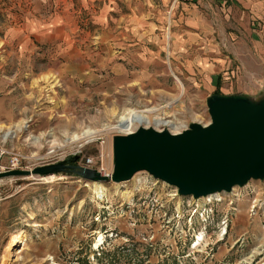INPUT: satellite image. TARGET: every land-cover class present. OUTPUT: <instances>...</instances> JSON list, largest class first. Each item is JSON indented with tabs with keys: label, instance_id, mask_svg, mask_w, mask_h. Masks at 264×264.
Here are the masks:
<instances>
[{
	"label": "rangeland",
	"instance_id": "obj_1",
	"mask_svg": "<svg viewBox=\"0 0 264 264\" xmlns=\"http://www.w3.org/2000/svg\"><path fill=\"white\" fill-rule=\"evenodd\" d=\"M242 14L230 0H0V171L77 156L110 174L114 135L170 130L136 113L207 123L216 75L234 85ZM204 197L146 171L3 177L0 264H264V179Z\"/></svg>",
	"mask_w": 264,
	"mask_h": 264
},
{
	"label": "water",
	"instance_id": "obj_2",
	"mask_svg": "<svg viewBox=\"0 0 264 264\" xmlns=\"http://www.w3.org/2000/svg\"><path fill=\"white\" fill-rule=\"evenodd\" d=\"M209 121L190 122L179 132L138 126L112 137L113 169L101 174L74 164L77 156L35 166L0 171L9 176L75 174L93 182H123L146 171L195 199L230 192L250 180L264 179V92L212 93L206 97Z\"/></svg>",
	"mask_w": 264,
	"mask_h": 264
},
{
	"label": "crops",
	"instance_id": "obj_3",
	"mask_svg": "<svg viewBox=\"0 0 264 264\" xmlns=\"http://www.w3.org/2000/svg\"><path fill=\"white\" fill-rule=\"evenodd\" d=\"M230 1L243 8L240 25L243 31L238 29V35H234L235 40L230 44V56L235 66L225 78L232 77L234 85L231 90L224 89L220 93H244L257 97L264 92V0ZM219 65L223 66L224 61Z\"/></svg>",
	"mask_w": 264,
	"mask_h": 264
},
{
	"label": "bare ground",
	"instance_id": "obj_4",
	"mask_svg": "<svg viewBox=\"0 0 264 264\" xmlns=\"http://www.w3.org/2000/svg\"><path fill=\"white\" fill-rule=\"evenodd\" d=\"M150 112V111H149ZM129 116V115H128ZM136 116H137V118L141 121V122H144V123H146V124H148L151 120H154L156 123L157 122H161L162 124H164V125H168L169 127H170V132H178V130H180V127H178L177 125H175L173 122H170V121H164V120H161V118L160 117H158V116H155V115H153V114H151V113H148V112H144V113H136ZM122 121H126V123L125 124H123V128H129L130 129V127H131V125H132V123H133V120H132V117H127L126 115H123L121 118H120V122H122ZM156 125V124H155ZM129 131H127V133H128ZM12 133V130H9V131H7L6 132V134L4 135V138H6L7 136H9L10 134ZM84 135H86V133L84 134ZM74 139H79L80 137L78 136V134H74L73 136H72ZM53 176H51V178H52ZM50 178V179H51ZM136 178V177H135ZM136 180V179H135ZM140 181V180H139ZM97 186H99V188L101 187V185H100V183H97ZM234 188V187H233ZM232 188V189H233ZM125 194H127V192H125ZM219 195V193H216V194H212V195H207L206 197H204L206 200H210V199H212V198H215L216 196H218ZM20 239V240H22L21 239V237H15L14 239ZM201 239H202V234L201 235H199V237H198V239H197V242H196V244H199V242L201 241ZM101 240V236H100V238H99V240L98 241H100Z\"/></svg>",
	"mask_w": 264,
	"mask_h": 264
},
{
	"label": "built area",
	"instance_id": "obj_5",
	"mask_svg": "<svg viewBox=\"0 0 264 264\" xmlns=\"http://www.w3.org/2000/svg\"><path fill=\"white\" fill-rule=\"evenodd\" d=\"M183 130V129H182ZM179 132V131H178ZM93 160H91L90 158H87L85 161H84V165L85 166H92ZM18 162H19V157L18 156H14L11 158V167L14 168V167H17L18 166Z\"/></svg>",
	"mask_w": 264,
	"mask_h": 264
},
{
	"label": "trees",
	"instance_id": "obj_6",
	"mask_svg": "<svg viewBox=\"0 0 264 264\" xmlns=\"http://www.w3.org/2000/svg\"><path fill=\"white\" fill-rule=\"evenodd\" d=\"M219 79H220V76L219 75L216 76L215 81H214V85L216 87V90L214 91V93H220V91H219V87H220Z\"/></svg>",
	"mask_w": 264,
	"mask_h": 264
}]
</instances>
